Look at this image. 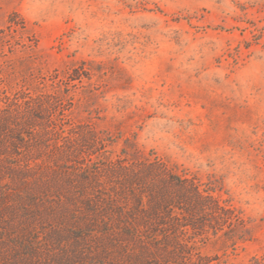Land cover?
I'll return each instance as SVG.
<instances>
[{
    "label": "rangeland",
    "instance_id": "rangeland-1",
    "mask_svg": "<svg viewBox=\"0 0 264 264\" xmlns=\"http://www.w3.org/2000/svg\"><path fill=\"white\" fill-rule=\"evenodd\" d=\"M0 119L32 132L0 161V204L19 182L8 161L27 159L43 184L32 264L122 260L89 238L102 256L76 254L71 179L86 165L108 187L101 169L154 158L242 219L188 237L192 252L264 257V0H0ZM22 214L0 224V264L15 262Z\"/></svg>",
    "mask_w": 264,
    "mask_h": 264
},
{
    "label": "trees",
    "instance_id": "trees-1",
    "mask_svg": "<svg viewBox=\"0 0 264 264\" xmlns=\"http://www.w3.org/2000/svg\"><path fill=\"white\" fill-rule=\"evenodd\" d=\"M7 126L10 122L0 119V161L13 156V152L19 154V149L32 136L30 131L8 129ZM33 126L31 130L35 129ZM19 158L17 162L8 161V173L17 175L19 182L16 189L8 190L10 199L4 198L0 204V224L16 218L17 211L23 212L19 215L20 225L24 226L22 233L13 237L19 249L10 258L15 260L13 264H30L41 253L36 238L31 235L35 233L31 220L40 217L37 204L43 184L38 183L37 175H32L34 168L29 161ZM98 170L90 172L88 166L80 165L71 179V187L75 188L71 200L75 199L78 206L72 212V221L78 225L72 233L77 240L74 245L79 253L76 254L80 257L88 251L86 247L85 251L82 249L89 238V243L123 256L122 260L111 264H211L209 257L191 251L185 242L187 238L209 229L215 232L223 230L224 226L230 228L242 220L234 207L223 205L213 191L202 188L194 176L176 173L160 158L134 165L106 166L101 170L107 174L108 187L98 182ZM59 182L56 180L54 185L64 188ZM83 184H87L90 191L76 190ZM15 224V220L8 222L9 227ZM28 228L31 233L26 230ZM227 231L223 234L228 235ZM89 243L86 244L89 248L87 258L96 261V257L102 255H96ZM137 245L139 250L135 249ZM245 264H264V257L253 256Z\"/></svg>",
    "mask_w": 264,
    "mask_h": 264
}]
</instances>
